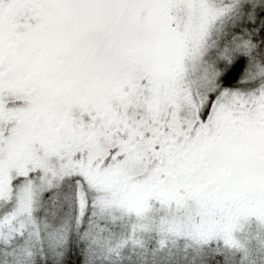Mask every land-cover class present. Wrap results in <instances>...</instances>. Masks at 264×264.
Wrapping results in <instances>:
<instances>
[{"label": "snow or ice", "instance_id": "snow-or-ice-1", "mask_svg": "<svg viewBox=\"0 0 264 264\" xmlns=\"http://www.w3.org/2000/svg\"><path fill=\"white\" fill-rule=\"evenodd\" d=\"M0 264H264V0H0Z\"/></svg>", "mask_w": 264, "mask_h": 264}]
</instances>
